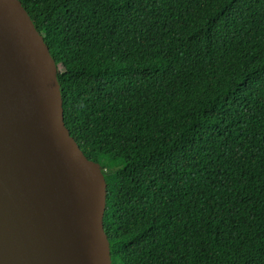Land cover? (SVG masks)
<instances>
[{"label":"trees","instance_id":"obj_1","mask_svg":"<svg viewBox=\"0 0 264 264\" xmlns=\"http://www.w3.org/2000/svg\"><path fill=\"white\" fill-rule=\"evenodd\" d=\"M20 1L115 174L112 264H264V0Z\"/></svg>","mask_w":264,"mask_h":264},{"label":"water","instance_id":"obj_2","mask_svg":"<svg viewBox=\"0 0 264 264\" xmlns=\"http://www.w3.org/2000/svg\"><path fill=\"white\" fill-rule=\"evenodd\" d=\"M55 59L20 0H0V264H112L107 181L64 123Z\"/></svg>","mask_w":264,"mask_h":264},{"label":"rangeland","instance_id":"obj_3","mask_svg":"<svg viewBox=\"0 0 264 264\" xmlns=\"http://www.w3.org/2000/svg\"><path fill=\"white\" fill-rule=\"evenodd\" d=\"M103 173H104V175H105V178H106V180H107V189L108 190H114V187L112 188L111 186V184L112 183H114V181H115V174L112 172V171H110V170H105V169H103Z\"/></svg>","mask_w":264,"mask_h":264}]
</instances>
